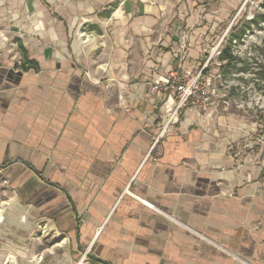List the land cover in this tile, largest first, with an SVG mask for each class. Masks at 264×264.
Masks as SVG:
<instances>
[{"label": "crops", "instance_id": "0c3cea01", "mask_svg": "<svg viewBox=\"0 0 264 264\" xmlns=\"http://www.w3.org/2000/svg\"><path fill=\"white\" fill-rule=\"evenodd\" d=\"M244 3L0 0V264H264L263 123L149 84Z\"/></svg>", "mask_w": 264, "mask_h": 264}, {"label": "rangeland", "instance_id": "374dc122", "mask_svg": "<svg viewBox=\"0 0 264 264\" xmlns=\"http://www.w3.org/2000/svg\"><path fill=\"white\" fill-rule=\"evenodd\" d=\"M82 1L60 0V6L70 3L77 8ZM243 1L244 5L232 9L220 26L209 33L212 38L204 53L207 67L202 76L213 102L227 100L228 108L259 118L264 117V18H260L259 24L252 23L242 38L234 36L264 12V0ZM228 47L234 56L231 61L221 57Z\"/></svg>", "mask_w": 264, "mask_h": 264}, {"label": "built area", "instance_id": "2783aa9c", "mask_svg": "<svg viewBox=\"0 0 264 264\" xmlns=\"http://www.w3.org/2000/svg\"><path fill=\"white\" fill-rule=\"evenodd\" d=\"M207 67L206 64L195 74H185L175 67L169 71V77L156 82H150L153 92L165 91L172 93L177 101L175 112H179L187 107L207 108L213 101L208 91V83L203 79L202 73ZM224 105L228 107L230 103L224 100ZM5 264H14L8 257ZM76 264H96L84 251Z\"/></svg>", "mask_w": 264, "mask_h": 264}, {"label": "trees", "instance_id": "16d2710c", "mask_svg": "<svg viewBox=\"0 0 264 264\" xmlns=\"http://www.w3.org/2000/svg\"><path fill=\"white\" fill-rule=\"evenodd\" d=\"M262 8H264V2L262 4ZM260 18H264V12L263 13H259L253 19V21H248L245 25H243L241 27L240 31L234 37L242 38L244 36V34L246 33L247 29H250L252 27V23H257V24L260 23ZM232 39H233V37L230 40L232 41ZM221 57L225 58L226 60H229V61H231L234 58V56L230 54L229 47L223 50ZM259 121L261 123H263V128H264V117L259 116Z\"/></svg>", "mask_w": 264, "mask_h": 264}]
</instances>
